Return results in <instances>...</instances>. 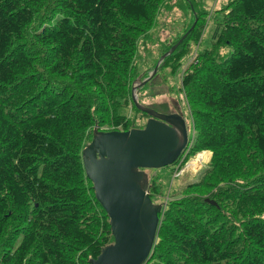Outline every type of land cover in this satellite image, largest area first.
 Segmentation results:
<instances>
[{"label": "trees", "instance_id": "16d2710c", "mask_svg": "<svg viewBox=\"0 0 264 264\" xmlns=\"http://www.w3.org/2000/svg\"><path fill=\"white\" fill-rule=\"evenodd\" d=\"M165 1L0 0V264H90L113 242L81 151L94 127L145 124L126 105L148 117L131 100L144 76L135 57ZM190 4L193 21L166 51L190 31L158 69L201 44ZM212 15L215 48L199 50L220 64L181 82L195 131L184 158L212 156L181 192L149 180L165 205L147 264H264V0ZM218 47L230 55L215 58Z\"/></svg>", "mask_w": 264, "mask_h": 264}, {"label": "water", "instance_id": "95a60500", "mask_svg": "<svg viewBox=\"0 0 264 264\" xmlns=\"http://www.w3.org/2000/svg\"><path fill=\"white\" fill-rule=\"evenodd\" d=\"M189 31L159 57L149 76L143 80L137 77L132 84L131 100L148 116L145 124L126 131L94 127L90 141L81 151L86 178L109 218L113 236V242L102 247L96 258L89 260L90 264H147L152 254L165 204L152 202L145 170L172 165L186 148L189 137L182 114H159L152 108L157 105L142 104L137 96ZM162 106L167 110L165 104Z\"/></svg>", "mask_w": 264, "mask_h": 264}, {"label": "rangeland", "instance_id": "374dc122", "mask_svg": "<svg viewBox=\"0 0 264 264\" xmlns=\"http://www.w3.org/2000/svg\"><path fill=\"white\" fill-rule=\"evenodd\" d=\"M228 0H166L161 6H159L155 22L152 27L145 33L143 39L140 40L138 51L136 53L135 62L138 63V69L140 75H144L141 79L146 78L152 72V68L155 66L156 59L166 51L167 46L172 43L178 36H180L185 28H187L193 21V13L190 8V3L198 9L199 13H203V25L200 27V36L202 41L199 45L190 46L188 53L183 58L178 60L182 55L181 51L175 58H171L166 62L165 67L161 66L156 71V75L152 76L147 81L146 86H143L138 93V100L145 105H160L162 103H168L173 111H178L182 114L187 122V129L189 132V144L191 146L195 137V131L192 121L188 116L187 105H185L184 92L181 88V82L185 78V73L189 70H196L198 73H205L206 70H201L202 66L210 68V66L217 67L220 62L217 60L214 64L211 63L201 53L199 47L206 44L215 48V44L210 42L212 30L214 26L219 27L217 23H214V18H210L212 11L222 8ZM207 17V18H206ZM211 19V20H210ZM221 28V27H220ZM196 31L192 34L195 37ZM214 37V34H212ZM186 47L183 48L185 51ZM200 51L197 55V51ZM210 50V49H206ZM228 50L221 48L214 49V57L220 56L224 60L230 55ZM205 52V51H202ZM220 61H222L220 59ZM126 114L134 116L137 124L146 120L142 118L139 113H136L128 103ZM187 153V152H186ZM185 153L180 159L172 165L162 167L159 169H153L148 172L149 180L151 177L156 176L158 183L162 188H165L166 193L169 188L174 190H180L190 180L197 178L201 175L198 172L201 168L206 167L210 157L212 156L210 151L203 150L196 153L194 156L184 158ZM187 157V156H186ZM196 161L193 163V161ZM195 164V165H194ZM196 179V180H197ZM171 186V187H170Z\"/></svg>", "mask_w": 264, "mask_h": 264}, {"label": "flooded vegetation", "instance_id": "af4514ba", "mask_svg": "<svg viewBox=\"0 0 264 264\" xmlns=\"http://www.w3.org/2000/svg\"><path fill=\"white\" fill-rule=\"evenodd\" d=\"M162 104H165L166 105V109L167 110L164 111L163 109L165 108V106H162V108H161L160 107L161 104L160 105H157L155 107H152V106L151 107L154 108L156 110V112H158L159 114L168 113V112H173V113L177 112L178 113V111H176V110L173 111L172 108L170 107V105L168 103H162ZM150 170H152V169H150ZM150 170L149 169L145 170V172L147 173V175H148V172L147 171H150ZM148 180H149V177H148Z\"/></svg>", "mask_w": 264, "mask_h": 264}, {"label": "bare ground", "instance_id": "6f19581e", "mask_svg": "<svg viewBox=\"0 0 264 264\" xmlns=\"http://www.w3.org/2000/svg\"><path fill=\"white\" fill-rule=\"evenodd\" d=\"M196 161L194 160L193 163H195ZM195 165V164H194Z\"/></svg>", "mask_w": 264, "mask_h": 264}]
</instances>
